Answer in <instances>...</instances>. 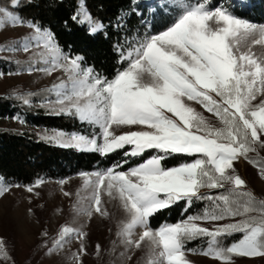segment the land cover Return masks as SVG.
I'll list each match as a JSON object with an SVG mask.
<instances>
[{
    "label": "snow or ice",
    "instance_id": "1",
    "mask_svg": "<svg viewBox=\"0 0 264 264\" xmlns=\"http://www.w3.org/2000/svg\"><path fill=\"white\" fill-rule=\"evenodd\" d=\"M19 4L20 0H10V9L0 7V28L27 25L32 34L7 50L38 56L37 63L45 67L36 70L49 75L64 72L67 80L52 86L59 111L97 129L93 136L58 132L52 139L65 147L101 155L127 146L126 157L142 156L147 150L158 153L126 171L122 169L127 160L82 173L89 195L86 206L78 201L74 210L89 218L94 213L106 217L109 213L103 207V196L118 200L126 218L120 222L117 236L136 248L147 241V264H190L185 252L194 250L187 249L186 243L201 238H207V247L200 249V254L222 264H230L234 256H264V200L246 190V182L235 173L233 163L243 157L259 168L264 179V165L248 156L257 145L264 146V99L253 103L258 95L264 96V24L235 14L237 6L245 11L251 5L237 0L231 9L212 8L210 0H176L170 9L168 3L161 7L156 0L137 2L134 12L142 20L148 12L154 22L166 21L165 9L174 11L175 19L163 30L146 33L129 45L127 55L122 46L117 47L127 67L108 79L84 66V57L64 52L49 29L24 20L17 11ZM141 8L143 12L138 11ZM70 19L86 24L92 36L105 28L80 6ZM190 102L215 116L221 126H213ZM117 129H121L119 134ZM173 154L194 159L165 167L162 162ZM41 183L38 179L26 191L33 193ZM202 188L224 192L205 196ZM6 191L8 186L0 184V195ZM201 199L212 201L213 206L174 224L165 223L155 230L150 227V218L157 212L181 201L187 209ZM225 220L231 222L220 223ZM203 223L214 226L204 227ZM138 228L142 231L133 240ZM236 234L239 238L229 245L220 239ZM86 236L82 227L64 224L45 247L49 253L60 251L75 239L79 249L73 258L81 264V255L87 254ZM96 251L100 252V245ZM0 261L15 264L3 237Z\"/></svg>",
    "mask_w": 264,
    "mask_h": 264
},
{
    "label": "trees",
    "instance_id": "2",
    "mask_svg": "<svg viewBox=\"0 0 264 264\" xmlns=\"http://www.w3.org/2000/svg\"><path fill=\"white\" fill-rule=\"evenodd\" d=\"M253 1V0H252ZM136 0H20L18 14L26 21H35L54 33L55 39L63 51L71 55L84 57V66L93 67L96 72L108 79L114 78L117 70L127 67L121 61L120 53L115 49L122 46L127 55L129 45L135 44L146 33H152L153 24L145 23L135 14ZM249 0V4H250ZM141 3V2H140ZM81 5L94 18L99 19L105 28L97 35H89L87 25L73 22L70 16ZM246 11L235 8V14L255 21L264 20V0L253 1ZM0 7L10 9V0H0ZM231 9V6H228ZM138 11L143 12L141 8ZM146 14V13H145ZM149 26V27H148ZM24 62H12L0 57V71H16ZM24 97L29 100L23 102ZM51 96L46 87L37 89H15L0 95V117L19 119L26 126L59 129L66 133L89 135L90 127L78 118L67 113H57L41 102ZM130 150H123L101 155L94 151L80 150L72 146H62L29 129L0 127V176L11 184L30 186L39 180H61L80 172L101 171L113 164H123V168L138 164L151 156L147 150L142 156H125ZM261 146L249 154V158L258 164H264L260 155ZM194 157L173 154L162 163L165 167L191 162ZM227 187V186H226ZM205 196H216L224 189L202 188ZM254 196V195H253ZM255 197V196H254ZM257 200V197H255ZM213 202L208 199L194 200L186 209L184 201L174 204L169 209L157 212L150 218V227L157 228L163 223L174 224L187 215L202 214L211 208ZM239 219V217H237ZM227 222H231L225 220ZM223 222V221H221ZM240 234L221 237L224 245L231 244ZM207 245V238L186 243L187 249H202Z\"/></svg>",
    "mask_w": 264,
    "mask_h": 264
},
{
    "label": "rangeland",
    "instance_id": "3",
    "mask_svg": "<svg viewBox=\"0 0 264 264\" xmlns=\"http://www.w3.org/2000/svg\"><path fill=\"white\" fill-rule=\"evenodd\" d=\"M136 1L145 2V0ZM250 1L251 4L257 0ZM79 2L82 3V0H79ZM236 2L237 0H210V7L228 8V6L233 7ZM245 2L249 3V0H245ZM156 3L161 7L165 3H168L171 9L175 6L176 0H156ZM81 7L84 9L82 5ZM170 9L164 10V15L168 17L166 21L154 22L151 13L148 12H146L143 21L148 25L152 23L154 32L163 30L175 19V12ZM238 9L242 11L239 7ZM240 17L245 18L244 16ZM248 20L256 24H264V20L261 22L253 19ZM31 34L32 30L27 25H6L0 28V57L12 62L27 63L26 66H21L16 71H0V95H5L15 89L34 90L46 87L51 96H48L41 103L54 109V112L61 113L59 111L60 106L55 103L57 96L52 91V86L59 84L61 81H66V74L57 70L49 75L46 72L36 70L45 67L43 63H37L39 60L38 56H34L31 52L25 53L23 51L7 50L10 45L22 41ZM64 52L69 53L67 51ZM30 67L32 70H29ZM261 99H264V96L258 95L253 103L258 104ZM50 101L51 103H49ZM190 103L213 126H221L219 120L211 113L206 112L199 104ZM88 126L90 127V133L85 136L95 135L97 129L93 126ZM0 127L26 128L49 139H52L58 132L66 135L77 134L73 132L66 133L59 129L26 126L17 118L4 116L0 117ZM120 131L121 129H117L118 134ZM52 140L56 142L55 139ZM57 144L61 145L60 143ZM150 151V157L158 154L157 150ZM252 153L254 152H250L248 155ZM260 155L264 158V146H261ZM233 163L235 173L246 182V190L258 199L264 200V179L261 178L259 168L249 163L243 157ZM128 168H123L122 170L126 171ZM93 172L96 171L80 172L61 180H42V183L34 188L33 193L26 191L28 186L7 183L0 176V184L8 186V191L0 195V237H3L6 241L7 251L15 264H76L73 253H76L79 249V242L77 240L72 239L62 250L52 253H49L47 247H45L46 242L50 246L51 240L56 237L59 227L64 224L72 227H82L83 231L87 233L84 242L87 254L81 255V264H147L149 249L147 241L143 242L140 248H136L127 246L117 236L120 222L126 218V213L118 200H113L107 195L103 196V207L109 213L106 217L94 213L89 218L87 215L78 214L74 210L73 206L77 205L78 201L80 202V206H86L87 201L85 198L89 195V191L84 187V178L81 174ZM33 185L35 184L30 186ZM64 192H69L71 195L65 196ZM28 209L32 210L31 213L28 212ZM220 223H226V221ZM202 226L212 228L214 225L203 223ZM157 228L152 229L155 230ZM45 231L48 233V236L42 237L41 233ZM141 231L142 229H136L132 239H138ZM96 245H100L99 253L96 251ZM206 247L207 245L204 248ZM193 250L185 252L186 259L190 264H222L219 260L200 254V249ZM0 264H12V262L0 261ZM230 264H264V256H234Z\"/></svg>",
    "mask_w": 264,
    "mask_h": 264
}]
</instances>
